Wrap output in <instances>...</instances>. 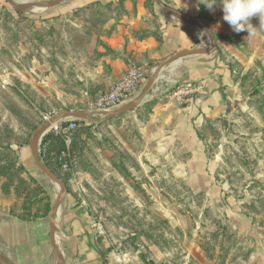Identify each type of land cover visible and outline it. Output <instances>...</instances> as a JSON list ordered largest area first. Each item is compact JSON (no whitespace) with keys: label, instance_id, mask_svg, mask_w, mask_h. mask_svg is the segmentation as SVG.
I'll return each instance as SVG.
<instances>
[{"label":"rangeland","instance_id":"1","mask_svg":"<svg viewBox=\"0 0 264 264\" xmlns=\"http://www.w3.org/2000/svg\"><path fill=\"white\" fill-rule=\"evenodd\" d=\"M30 1L51 0H12ZM77 1L16 9L0 0V223L47 221L55 196L63 192L36 164L32 141L67 189L59 207H79L91 217L103 255L121 256L124 264H264L259 18L251 20L253 34L236 33L218 5L209 10L204 0H191L197 16L186 18L203 24L213 45L201 29L202 39L190 50L211 51L207 61L214 70L229 72L239 95L227 102V114L199 121L195 132L175 130L183 118L180 108L188 103L167 96L173 83L108 119L63 118L77 124L68 134L36 132L46 117L63 110L91 113L83 97L100 90L90 74L107 47L102 36L123 26L124 14L130 18L140 11L132 33L152 39L155 47L162 41L160 14H181L170 0H92L68 7ZM134 63L147 81L161 73L156 65L147 75L155 61ZM0 256V264H11L1 242Z\"/></svg>","mask_w":264,"mask_h":264},{"label":"crops","instance_id":"2","mask_svg":"<svg viewBox=\"0 0 264 264\" xmlns=\"http://www.w3.org/2000/svg\"><path fill=\"white\" fill-rule=\"evenodd\" d=\"M90 1L92 0H79L68 7ZM170 3L180 9L184 17L197 16L198 8L191 0H170ZM126 16L124 14L120 20L123 26L117 24V30L102 36L107 47L100 49V60L94 64L90 74V82L101 91L116 82L134 61L142 63L155 61L147 70L149 75L157 63L165 61L181 50L194 48L202 39L200 28L180 23L178 21L180 19L169 15L160 14L162 41L155 47L152 39H140L132 33L133 27L139 28L140 11L135 17ZM125 22H129L127 27L124 25ZM109 26L108 24L105 28ZM210 55L211 51L207 54L206 52L184 54L165 64L156 77V83L152 85L144 99L148 101L159 96L172 83L186 80H199L205 83V94L188 102V106L180 108L183 118L180 119L181 124L175 127L177 132L185 130L195 132V124L206 118L227 114L229 110L227 102L239 98L236 94L237 86L229 80V72L224 69L214 70L211 67L213 63L207 61ZM157 107L162 109L163 105L160 103ZM53 219L54 248L49 241L48 220L38 218L25 222L11 219L0 223V242L6 250L7 261L11 264H59L57 254L64 264H124L121 256L111 253L103 255L93 234L91 217L80 211L79 207L71 209L62 204Z\"/></svg>","mask_w":264,"mask_h":264},{"label":"built area","instance_id":"3","mask_svg":"<svg viewBox=\"0 0 264 264\" xmlns=\"http://www.w3.org/2000/svg\"><path fill=\"white\" fill-rule=\"evenodd\" d=\"M146 81L145 72L135 63L131 64L127 71L109 88L92 95L85 91L83 101L91 113H101L113 110L125 102L131 100L142 89ZM206 85L202 81L194 80L184 83H176L167 94L177 104L184 105L193 101L196 97L204 95ZM48 119V117H46ZM77 127L74 119L63 121L62 119L48 126V132L68 134ZM46 131V132H47Z\"/></svg>","mask_w":264,"mask_h":264},{"label":"water","instance_id":"4","mask_svg":"<svg viewBox=\"0 0 264 264\" xmlns=\"http://www.w3.org/2000/svg\"><path fill=\"white\" fill-rule=\"evenodd\" d=\"M14 8L16 9H22V8H27V7H31V6H35V5H44V6H55L61 2H63L64 0H51V1H30V2H23V3H13L12 0H7ZM156 2H159V0H155ZM168 13L170 15H172L173 17L177 18V19H180V20H183L185 21L186 23L188 24H191V25H194L200 29H204L208 32V37L210 39V41L212 42V45H213V38H212V35L211 33L208 31V29L201 23L195 21V20H192V19H187L186 17H184L183 15L179 14V13H176L174 11H168ZM207 49H194V50H181L177 53H175L174 55H172L171 57H169L168 59H166L165 61H162L160 63L157 64L156 66V71L159 72L161 71L162 67L165 65V64H168V63H171L173 62L174 60H176L177 58L181 57L182 55L184 54H199V53H204L206 52ZM155 77L157 76H154V77H151L148 79H146L142 89L140 90V92L137 94V97L134 99L132 98L131 100H133L132 102H130L131 100H129L128 102L130 103H127L126 105L122 104L123 106L115 109V110H110V111H107V112H101V113H90V112H82V111H76V110H70V109H67V110H63L61 111L60 113H58L57 115H53L51 117H49L48 119H45V121L40 125V127H38L36 129V132L39 130V129H45L47 128L48 126H50L53 122H57L63 118H75V119H86V118H91V115H94V114H98V115H101L102 118H97V119H94L96 121H100L102 119H108L109 117H112V116H115V115H119V114H122V113H125L129 110H132L133 108H135L140 102H142L145 97L147 96V93L148 91L151 89L153 83H154V80H155ZM29 147H30V150H31V153L33 155V158L36 162V164L38 165V167L43 171V173H45L52 181H54L57 185H59L62 189H63V192L56 195L55 196V199L52 203V207H51V210L49 212V215H48V221H49V224H50V232H49V241H50V244H51V247L54 248V237H55V231H54V215L57 213L58 209H59V205H60V202L63 198V196L65 195V193L67 192V189L64 187V185L62 184V182L60 181V179L48 168L44 165L41 157H40V154H39V150L38 148L33 144L32 141H30V144H29ZM56 258H57V261L59 262V264H64L59 255L56 254ZM0 261H2V258L0 256Z\"/></svg>","mask_w":264,"mask_h":264},{"label":"clouds","instance_id":"5","mask_svg":"<svg viewBox=\"0 0 264 264\" xmlns=\"http://www.w3.org/2000/svg\"><path fill=\"white\" fill-rule=\"evenodd\" d=\"M203 5L209 10L219 6L226 21L236 33L247 31L253 34V17H258L260 28L264 30V0H204Z\"/></svg>","mask_w":264,"mask_h":264},{"label":"bare ground","instance_id":"6","mask_svg":"<svg viewBox=\"0 0 264 264\" xmlns=\"http://www.w3.org/2000/svg\"><path fill=\"white\" fill-rule=\"evenodd\" d=\"M38 9H39L38 6L34 8V10H38ZM53 123H55V122H53ZM47 130H48V128H45V129H44V132H46ZM39 137H40V135L38 136V138H39ZM55 220H56V219H55Z\"/></svg>","mask_w":264,"mask_h":264}]
</instances>
